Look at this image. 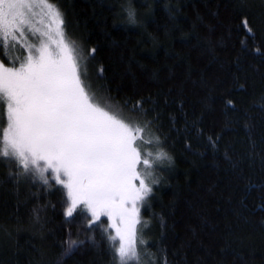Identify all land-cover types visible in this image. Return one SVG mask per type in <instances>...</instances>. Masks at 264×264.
Here are the masks:
<instances>
[{
  "label": "trees",
  "instance_id": "16d2710c",
  "mask_svg": "<svg viewBox=\"0 0 264 264\" xmlns=\"http://www.w3.org/2000/svg\"><path fill=\"white\" fill-rule=\"evenodd\" d=\"M52 3L85 84L144 129L139 264H264V28L250 1ZM18 171L0 159V264H118L105 218L66 219L62 186Z\"/></svg>",
  "mask_w": 264,
  "mask_h": 264
},
{
  "label": "snow or ice",
  "instance_id": "6c2138e0",
  "mask_svg": "<svg viewBox=\"0 0 264 264\" xmlns=\"http://www.w3.org/2000/svg\"><path fill=\"white\" fill-rule=\"evenodd\" d=\"M37 15L47 31L34 28L32 19ZM128 16L135 23L131 10ZM63 23L52 0H0V49L20 44L27 52L18 54L9 66L0 60V159L15 164L18 176L37 177L45 185L54 179L61 185L66 190V200L61 193L66 219L81 205L92 217L90 228L106 216L116 232V236L109 234V240L118 264H139L128 205H133L132 213L137 212V203L152 192L137 168L141 162L152 166L150 160L142 161L136 143L144 129L118 115L85 84ZM37 34L47 40L35 39ZM156 159L170 157L161 152ZM66 243L71 252L76 241Z\"/></svg>",
  "mask_w": 264,
  "mask_h": 264
},
{
  "label": "rangeland",
  "instance_id": "374dc122",
  "mask_svg": "<svg viewBox=\"0 0 264 264\" xmlns=\"http://www.w3.org/2000/svg\"><path fill=\"white\" fill-rule=\"evenodd\" d=\"M249 1L251 3V6H252V9H253L254 13L256 14V17L259 19V21L261 22V24H262V26L264 28V0H249ZM37 11H39V10H37ZM40 19L41 18H40L39 15L33 17L32 23H33L34 28L42 29L44 31H47V29L44 27V24L39 22ZM47 22H48L47 19H45V23H47ZM52 27H53V36H55V28H56V26L53 25ZM25 32H26V36L30 38L29 42H32V33L28 32L27 29L25 30ZM16 35L19 36V33H17ZM35 39H37V40L38 39L47 40V37H39V34H37ZM12 43H15V42H12ZM52 46L55 47V44H53ZM4 51L6 52L9 61L14 60L15 57L18 54H20V53H23L24 55H27V52L25 51V49H23L21 47L20 44H15V48L14 49L10 46L8 49H4ZM138 165H137V168H138ZM134 184L138 187L139 186V180L134 181ZM65 192H66V190H65ZM143 201H140V202L137 203L136 208L138 209V211L135 212V213L131 212V210L133 208V205H131V204L128 205V208L130 210V219L128 221V225H134L135 230H137L138 224L140 223V210L142 208ZM79 208L83 209V206L81 205ZM90 217H91V215H90ZM101 218H105L107 220V227H109V225L112 223V221H109L106 216H101L100 219ZM91 219H92V217H91ZM117 223H119V220H117ZM110 230H111L112 236H116L115 229L110 227ZM136 235H137V231H136ZM119 243H120L119 237H117L116 240H115V245L118 246Z\"/></svg>",
  "mask_w": 264,
  "mask_h": 264
}]
</instances>
